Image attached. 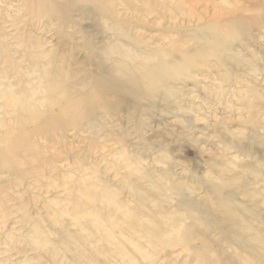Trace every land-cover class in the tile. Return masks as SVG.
I'll return each mask as SVG.
<instances>
[{"label":"clouds","instance_id":"obj_1","mask_svg":"<svg viewBox=\"0 0 264 264\" xmlns=\"http://www.w3.org/2000/svg\"><path fill=\"white\" fill-rule=\"evenodd\" d=\"M0 264H264V0H0Z\"/></svg>","mask_w":264,"mask_h":264}]
</instances>
